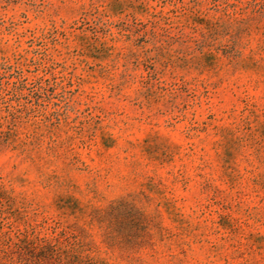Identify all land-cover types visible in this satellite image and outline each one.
<instances>
[{
  "label": "rangeland",
  "instance_id": "1",
  "mask_svg": "<svg viewBox=\"0 0 264 264\" xmlns=\"http://www.w3.org/2000/svg\"><path fill=\"white\" fill-rule=\"evenodd\" d=\"M264 264V0H0V264Z\"/></svg>",
  "mask_w": 264,
  "mask_h": 264
},
{
  "label": "trees",
  "instance_id": "2",
  "mask_svg": "<svg viewBox=\"0 0 264 264\" xmlns=\"http://www.w3.org/2000/svg\"><path fill=\"white\" fill-rule=\"evenodd\" d=\"M40 247H29L31 245L24 246L23 249L25 250V262L27 264H40L42 260L45 258V254L48 256L52 255L53 252V242L51 240H43Z\"/></svg>",
  "mask_w": 264,
  "mask_h": 264
}]
</instances>
